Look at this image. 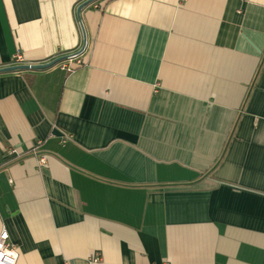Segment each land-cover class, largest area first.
Wrapping results in <instances>:
<instances>
[{
  "label": "crops",
  "instance_id": "0c3cea01",
  "mask_svg": "<svg viewBox=\"0 0 264 264\" xmlns=\"http://www.w3.org/2000/svg\"><path fill=\"white\" fill-rule=\"evenodd\" d=\"M86 1L0 0V70L85 43L0 73L17 264H264V0Z\"/></svg>",
  "mask_w": 264,
  "mask_h": 264
},
{
  "label": "built area",
  "instance_id": "2783aa9c",
  "mask_svg": "<svg viewBox=\"0 0 264 264\" xmlns=\"http://www.w3.org/2000/svg\"><path fill=\"white\" fill-rule=\"evenodd\" d=\"M16 64H22L23 59L19 54L14 56ZM62 70L70 72L72 70L70 65L62 66ZM62 143H65L63 140ZM44 159H41L43 162ZM18 252L16 247L10 242L8 232L2 228L0 230V264H17Z\"/></svg>",
  "mask_w": 264,
  "mask_h": 264
},
{
  "label": "water",
  "instance_id": "95a60500",
  "mask_svg": "<svg viewBox=\"0 0 264 264\" xmlns=\"http://www.w3.org/2000/svg\"><path fill=\"white\" fill-rule=\"evenodd\" d=\"M93 0H88L86 1L84 4H88L90 2H92ZM80 9V8H79ZM85 39V36H84ZM85 47V43L83 44L81 50L79 52H77L76 54H72L69 56H63V57H59L54 59L51 62H48L46 64H40V65H19V66H12L9 68H5V69H1L0 73L2 72H14V71H39V70H44V69H48L58 63L64 62L66 60H71L73 58H75L77 55H79L80 53H82V51L84 50Z\"/></svg>",
  "mask_w": 264,
  "mask_h": 264
}]
</instances>
